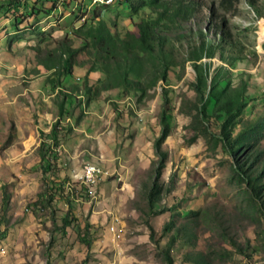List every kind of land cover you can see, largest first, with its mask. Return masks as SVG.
Here are the masks:
<instances>
[{
    "label": "rangeland",
    "instance_id": "1",
    "mask_svg": "<svg viewBox=\"0 0 264 264\" xmlns=\"http://www.w3.org/2000/svg\"><path fill=\"white\" fill-rule=\"evenodd\" d=\"M49 263L264 264V0H0V264Z\"/></svg>",
    "mask_w": 264,
    "mask_h": 264
},
{
    "label": "trees",
    "instance_id": "2",
    "mask_svg": "<svg viewBox=\"0 0 264 264\" xmlns=\"http://www.w3.org/2000/svg\"><path fill=\"white\" fill-rule=\"evenodd\" d=\"M256 1V0H252ZM120 2V1H119ZM110 37V34L108 31L103 29L102 26H98L90 31L89 40H91L92 44H102L106 42V50L109 51V48L107 47V40ZM226 142V141H225ZM236 156V155H235ZM245 156H248L247 154ZM263 200L261 197H259V202H262ZM50 264V263H49Z\"/></svg>",
    "mask_w": 264,
    "mask_h": 264
},
{
    "label": "built area",
    "instance_id": "3",
    "mask_svg": "<svg viewBox=\"0 0 264 264\" xmlns=\"http://www.w3.org/2000/svg\"><path fill=\"white\" fill-rule=\"evenodd\" d=\"M120 0H114V3ZM101 171H103L100 168H94L93 166H87L83 170V180L88 186H92V178H100L101 177ZM112 230L115 231V227H112ZM120 235H117V238Z\"/></svg>",
    "mask_w": 264,
    "mask_h": 264
},
{
    "label": "bare ground",
    "instance_id": "4",
    "mask_svg": "<svg viewBox=\"0 0 264 264\" xmlns=\"http://www.w3.org/2000/svg\"><path fill=\"white\" fill-rule=\"evenodd\" d=\"M96 2L102 4V5H105V6H111L114 4V0H96ZM87 166H93L94 168H100L98 165H94V164H89ZM103 174V171H101V176ZM99 178H92V185H94L97 181H98Z\"/></svg>",
    "mask_w": 264,
    "mask_h": 264
},
{
    "label": "crops",
    "instance_id": "5",
    "mask_svg": "<svg viewBox=\"0 0 264 264\" xmlns=\"http://www.w3.org/2000/svg\"><path fill=\"white\" fill-rule=\"evenodd\" d=\"M34 134V133H33ZM34 137H35V135H34Z\"/></svg>",
    "mask_w": 264,
    "mask_h": 264
}]
</instances>
